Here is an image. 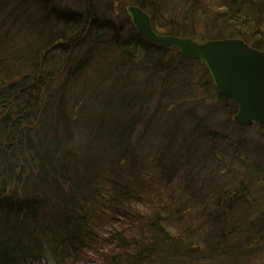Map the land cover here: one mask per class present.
Segmentation results:
<instances>
[{
    "label": "trees",
    "instance_id": "1",
    "mask_svg": "<svg viewBox=\"0 0 264 264\" xmlns=\"http://www.w3.org/2000/svg\"><path fill=\"white\" fill-rule=\"evenodd\" d=\"M131 1L151 9L144 0ZM102 2L109 8L114 0ZM176 2L186 17L202 22L197 32L181 26L182 35L199 41L239 37L264 50V0ZM66 13L53 0H0V41L8 49L0 53V264H65L81 260L86 248L103 253V261L88 259L96 264L264 261V255L245 253L251 247L264 253V156L256 149L248 157L239 142L252 131L264 135V124L235 122L238 104L217 89L202 60L153 42L131 23L130 41L122 43L110 13ZM153 24L175 34L173 27ZM22 36L33 38L22 44ZM113 48L121 54L110 93L103 99L94 87L90 116L80 124L85 102L70 114L56 93L82 76L100 81L90 66ZM129 59L137 67H128ZM199 62L205 81L186 67ZM148 72L155 81L161 76L149 92L140 79ZM201 82L206 91L195 100L190 89ZM200 108L224 112L226 121L215 122ZM185 118L196 128L181 135ZM143 123L154 129L152 142L139 133ZM133 196L152 204L151 215L130 209ZM108 211L118 222L132 218L139 228L127 237L117 233L105 250L100 243L109 240L116 221H109L108 235L96 229Z\"/></svg>",
    "mask_w": 264,
    "mask_h": 264
},
{
    "label": "rangeland",
    "instance_id": "2",
    "mask_svg": "<svg viewBox=\"0 0 264 264\" xmlns=\"http://www.w3.org/2000/svg\"><path fill=\"white\" fill-rule=\"evenodd\" d=\"M56 3H60V7L61 10H66L67 13L66 14H71V13H76V14H81L82 11H84V9H86V14L87 13V9L89 8L91 10V14L90 17H93L94 15H112V17L117 21V26H120V22L122 21L123 23L125 22H129L131 23L130 20V16H129V12H128V6L130 4H132L131 0H120V1H115L112 3V7L107 8L105 6V4L102 2V0H53ZM154 0H147V4L146 7L148 8ZM94 3H96V5H94ZM178 3L176 2V0H162V6L157 9V10H153V9H149L148 11L153 12V20L154 23L156 24V26L158 27L159 30H161V26L165 27L167 26L169 23H176V24H180V27L183 26V28L185 29H189V31H194L197 32V30L200 29V27L198 28L197 23L193 22L191 20L190 17H186L185 16V11L186 10H182L180 8L177 7ZM59 6V4H58ZM177 8V11H174ZM77 11V12H76ZM63 13V12H62ZM65 13V12H64ZM110 13V14H109ZM80 17V16H79ZM102 18V17H101ZM103 19V18H102ZM89 20H92L91 18H89ZM192 21V23H191ZM86 25V24H85ZM164 25V26H163ZM59 27V26H58ZM57 27V28H58ZM80 28H82V25H80ZM80 28L78 30H80ZM94 28V27H93ZM106 29V27H103V30ZM91 35H88L87 38L82 37V40H86L89 41ZM122 38L118 35V39ZM74 47H79L78 44H74ZM110 48V47H108ZM78 51V50H77ZM81 53V52H80ZM78 53V54H80ZM173 53H177V51H173ZM120 54H121V50L115 49L113 48L112 50L107 52V56L105 57L102 54V57H100V59L94 60V63L90 66L91 70L94 73V76H96V78H101V80L96 81V83L91 84V77L89 79H87V77L82 76L80 78V81L78 83H76L75 85H72L71 88H69L68 86H66L62 91H59L56 93V96L59 97L60 94L63 96V100L64 103L67 104V107H71L72 109L69 111L70 114H73L74 112V108H81V103H79L80 101H84L85 104H83V107L80 109V116H79V122L80 124H83V121H88V117L90 116V105L93 104L92 102H94L93 98L95 96V90L94 87L96 88V90L101 89L102 93H98L100 94L103 99L107 96L106 92L110 93V89H111V77L113 79L114 77V70L113 68H117V63H119L120 61ZM57 55V53H56ZM60 59L56 57V62H58V60ZM52 66V65H50ZM186 67L188 68H195V74L199 79H202L203 81H205V75H204V70H203V66L202 64L199 62L198 64H190L187 65ZM198 71H197V68ZM111 69V70H109ZM200 69V71H199ZM35 73V71H34ZM40 72H36V77L39 76ZM39 74V75H38ZM146 74H148V76H145ZM144 73V76H142L143 78H140L141 80H143V88L149 92L152 89H155L157 83L159 82V79L161 78V76L159 77V75H156L157 77V81L153 80L155 76H153L154 72L151 74V72L148 73ZM211 74V73H210ZM93 76V77H94ZM212 76V75H211ZM136 77V80L139 81L138 77ZM147 77V78H145ZM83 78H85V80H82ZM213 79V78H212ZM62 80V78L59 77V80H57L55 85H59L60 81ZM64 82V81H62ZM85 82V84H84ZM184 82L189 83V80H185ZM214 82V80H213ZM151 83V84H149ZM215 84V83H214ZM54 85V86H55ZM202 85V82L198 85H195V87L197 86V89L195 87H193V89H190L191 91L195 92V95H193L192 97L196 100L197 98L201 97L203 94V91H206L204 88L200 87ZM192 87V86H190ZM49 89L52 91V85H50ZM85 93L82 95L81 92ZM103 94V95H102ZM109 95V94H108ZM92 96V97H90ZM84 98L82 100H80L81 98ZM213 100L208 101L209 105H212ZM62 106L63 103H60ZM61 108V107H60ZM68 111V108H67ZM200 112L201 115L203 112L207 113V116L210 115H214L211 116L212 119H214V121H226L225 117V113L224 112H217L216 115L206 111V109H202L200 108ZM204 114V113H203ZM234 115V114H233ZM232 115V116H233ZM210 118V119H211ZM234 119V116H233ZM136 120V118H135ZM186 121H184V125L185 126H189L191 125L192 121L190 120V118H185ZM146 123V122H145ZM143 123L140 128H139V133L145 135L146 139L148 140V142H152L153 138L155 137V132L154 129L151 130L152 127H144ZM154 123V122H153ZM155 124V129L158 128V125L156 123ZM148 126H150L148 124ZM254 130V129H253ZM154 135V136H153ZM239 140V139H237ZM155 145H157L156 143H158L157 139L154 140ZM240 143H242L243 145L246 144V146L248 147V150L246 151L244 148V152L249 156L253 155V150L255 151L256 149H258L259 152H261L264 156V146H260V144L264 143V135L260 134V133H255V131H252V133L250 135H248L246 137V140H239ZM221 144H224V148L226 149H230V144H228V142H220ZM233 149V148H232ZM259 155L258 152H254V155ZM262 160H264V157L261 158ZM144 181V183L147 182V179L143 176L142 178H140V182ZM142 186V185H140ZM132 192L135 193V195H138L139 193H141L140 189H133L131 190ZM148 191H146L147 194ZM135 196H133L132 198H130V204L129 207L130 209H134L135 212L137 213H147L149 212L151 215V209L149 210V207L152 205H146L145 203H147L146 201H144V204L140 202V200H142V198L140 196H137L136 198H134ZM98 209V208H97ZM149 210V211H148ZM99 211V210H98ZM112 211V210H111ZM111 211L105 212L106 214H102V217L98 220V225H101L99 228L96 229V231L99 233H102V236L104 235H108V229L110 226V222L109 221H116V226L115 229L113 230V232L108 236L109 240H104L102 239L100 245L101 248L103 249L102 245L104 246L105 250H108L109 248H111L109 242L111 240L114 239V236L119 233V235L121 237H127L130 235H133L134 231L136 229H138L139 227L134 224V220L132 218H129L128 216L123 217L119 222L118 219H115V217H113ZM101 212L104 211H100ZM119 218V217H118ZM171 224H169L168 226H170ZM170 228H173V226H170ZM121 249V248H118ZM117 250L113 253H118ZM84 256L81 258V260H75V259H69L65 264H96L95 262L89 261V258L95 259L96 261H103V253L99 252L97 253V251H93L91 248H86L83 251ZM42 264V263H39Z\"/></svg>",
    "mask_w": 264,
    "mask_h": 264
},
{
    "label": "water",
    "instance_id": "3",
    "mask_svg": "<svg viewBox=\"0 0 264 264\" xmlns=\"http://www.w3.org/2000/svg\"><path fill=\"white\" fill-rule=\"evenodd\" d=\"M128 11L144 36L161 46H175L187 57L206 63L217 89L238 104L235 122L248 126L264 124V50L239 37L199 41L160 33L141 7L129 5Z\"/></svg>",
    "mask_w": 264,
    "mask_h": 264
},
{
    "label": "bare ground",
    "instance_id": "4",
    "mask_svg": "<svg viewBox=\"0 0 264 264\" xmlns=\"http://www.w3.org/2000/svg\"><path fill=\"white\" fill-rule=\"evenodd\" d=\"M156 1V0H155ZM158 1H160V0H157L156 2V4H154V5H150L149 7H151V9H153L154 11L155 10H157V9H159L161 6H162V4H160ZM242 2H244V0H241ZM147 4V0H144V5H146ZM94 5H96V3H94ZM130 5H136V6H139V7H141L144 11H146L150 16H151V18H152V22H154V18H153V15H152V13L150 12V11H148L145 7H143V6H141V5H139V4H135V3H132V4H130ZM190 12V11H189ZM87 13L88 14H91V10L88 8L87 9ZM129 16H130V20H131V24L136 28V26H135V24H134V22H133V18H132V15L129 13ZM186 16V15H185ZM188 17V16H187ZM190 18H191V16H189ZM191 20L193 21V22H196L197 23V26H198V28L202 25V22L200 23L198 20H196V19H193V17L191 18ZM192 21H191V23H192ZM115 24H116V27H115V29H114V36H120V37H122V38H119V40H121L122 41V43H127V41H130V38H131V33L133 32V26L127 21V22H125V23H123L122 21L120 22V26H117V21H115ZM172 24V25H171ZM169 23L167 26H165L166 28L167 27H173L174 29H175V34L176 35H180V36H184V35H182V34H184L183 32H181V31H183L182 29H181V27L179 26V24H174V23ZM171 25V26H170ZM175 25V26H174ZM137 29V28H136ZM37 32H36V30H35V34H36ZM164 33H168V34H172V33H170V32H164ZM178 33H181V34H178ZM34 34V35H35ZM31 36H32V34H31ZM27 36H22L21 38H22V44H25L26 42H28V40L29 39H32L33 37H30L28 40H27V38H26ZM191 37V36H190ZM192 38H194V37H192ZM4 46H5V44H4V42L3 41H0V53H1V51L4 49ZM178 51H180L179 53H181L182 55H184L182 52H181V50L179 49ZM2 52H4V53H7L8 52V49L7 50H3ZM41 53H42V51H40V52H38L37 51V53H36V55L38 56H40L41 55ZM174 55V57L175 58H178L179 57V54L178 53H173ZM184 56H186V55H184ZM127 66L128 67H130L131 69L132 68H134V67H137V65L135 64V60H133V59H129L128 61H127ZM194 124H191V125H189L188 127H186V128H182V129H180L179 130V132H180V134L181 135H183V134H190L189 132L190 131H193V129H195L196 128V125H194ZM192 129V130H191ZM187 235H184V237H186ZM203 246H204V244H202ZM246 254H248V255H251V256H261V255H264V253L263 252H260L257 248H254V247H251L250 249H248L246 252H245ZM236 260H238L237 258L233 261L234 263H235V261ZM239 264H242V263H239ZM258 264H264V261H262V262H260V263H258Z\"/></svg>",
    "mask_w": 264,
    "mask_h": 264
}]
</instances>
